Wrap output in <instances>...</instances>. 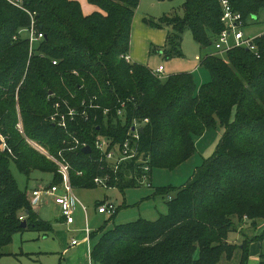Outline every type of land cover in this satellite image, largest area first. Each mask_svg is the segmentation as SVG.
Instances as JSON below:
<instances>
[{
  "label": "trees",
  "instance_id": "trees-1",
  "mask_svg": "<svg viewBox=\"0 0 264 264\" xmlns=\"http://www.w3.org/2000/svg\"><path fill=\"white\" fill-rule=\"evenodd\" d=\"M20 1L35 13L43 38L29 56L23 29L30 17L0 0V134L5 144L0 150V258L15 233L32 230L45 236L50 231V223L33 210L27 192L18 188L10 171L14 164L26 177L38 170L51 173V183L60 181L57 166L27 140L40 142L55 155L61 151L71 166L75 189L94 188L93 178L102 173L95 136L121 140L136 120L142 123L140 157L148 160L150 176L153 168L173 169L191 157L195 137L208 129L218 124L223 134L212 156L182 187L172 192L156 188L155 193L167 198L166 213L155 220L138 218L108 230L99 228L100 237L90 252L92 263L220 264L239 247L246 264L250 244H264V33L254 38L258 56L239 47L223 57L204 56L199 65L208 70L210 80L197 87L191 72L159 77L148 66L125 59L139 0H89L101 9L92 14H84L72 0ZM228 2L245 24L253 17L257 22L264 12V0ZM182 9V15L144 19L151 27L169 29L165 45L151 46L150 53L181 58L186 29L202 48L223 29L220 0H183ZM62 99L78 106L92 100L110 108L106 121L99 109H91L89 120L69 124L68 132L87 143L89 153L81 145L73 149V137L49 121L54 103ZM119 100L125 101L123 118L114 111ZM136 173L130 163L111 186L121 191L139 186ZM232 217L237 222L261 220L263 225L248 243L238 246L228 241L234 230ZM21 218L25 227L20 226ZM257 264H264V250Z\"/></svg>",
  "mask_w": 264,
  "mask_h": 264
},
{
  "label": "rangeland",
  "instance_id": "rangeland-1",
  "mask_svg": "<svg viewBox=\"0 0 264 264\" xmlns=\"http://www.w3.org/2000/svg\"><path fill=\"white\" fill-rule=\"evenodd\" d=\"M78 3L84 14H92L94 12H100L101 9L97 5L90 3L89 0H72ZM183 0H139L138 8L135 12L136 17H142L145 15L146 18H152L157 20L162 15H172L177 13L178 15H182ZM264 18V12L260 15L258 21L255 18L248 24H245L242 27V32L244 36L256 38L264 33V23L262 22ZM141 20V19H140ZM133 24V23H132ZM135 31L139 34V29ZM168 33V28H163ZM136 35V36H138ZM140 45L137 47L139 48ZM181 50L183 53V57L177 59L182 64L181 67H186L194 62L195 55L205 54L208 50H213L212 46L205 47L204 49H200L199 45L193 40L191 32L189 29H186L182 33V43ZM34 52H29V56ZM148 56V54H147ZM151 58L149 59V63L152 66H156L158 64H162V66H166V61L168 59L162 58L161 55L157 53H150ZM220 56H224V53H221ZM173 61V62H175ZM168 63V62H167ZM28 65V62H27ZM197 87L206 83L210 80V74L207 69L200 66L197 67L196 70L191 72ZM165 76V70L164 75ZM51 94V93H49ZM17 101V100H16ZM16 114L18 120V128H22L21 116H20V108L16 103ZM223 129L217 124L216 127H212L205 131L201 136L195 137V153L189 157L186 161L178 165L173 169L168 168H153L151 171L150 182L151 186L147 187L146 185H139L137 187H130L124 189V191L119 190L117 187H102L96 186L94 188H77L75 189V194L80 199V201L86 206L88 212V222L87 225L91 230H97L104 223L103 221L109 217L108 214H97L96 213V203L99 201H112L117 206L118 210L115 213V216L108 221L105 226V230L110 229L114 224L117 223H125L129 221H134L138 218H144L147 220H155L158 218L160 214H164L167 212L166 206V196L155 193L157 187L164 188L168 191L176 190L182 187L188 179L192 176L195 169L201 166L217 148V145L222 137ZM1 135V134H0ZM3 139V137H2ZM28 143L36 149L39 153H41L45 158L51 161L47 155L59 156V152L57 155L50 152L46 146L41 144L35 140H27ZM3 148L0 146V150ZM52 162V161H51ZM55 166H57L54 162H52ZM71 167V166H70ZM11 174L16 182L18 188L22 191L27 192V196L29 195L30 190L34 188L46 187L48 184L52 182V175L49 172L42 171H32L29 177H26L23 173L19 172L14 164L10 165ZM172 195L173 193H169ZM46 198V197H45ZM50 198V197H49ZM123 203V204H122ZM36 208H33L35 211ZM95 210L96 216H91L92 211ZM40 216L45 218V220H49L51 224L57 225L58 221H56L52 214L55 212L52 207L50 208H39ZM75 222L66 228L65 225L60 226V228H64L67 234V238L71 237L78 238L79 235H83V231L81 228L83 227L82 217L80 212L76 210L75 214ZM24 220L23 218H21ZM234 221V230L230 232L228 235V241L237 244L238 246L241 244L248 243L250 238L254 234H258L261 230L260 227L263 225L261 220H258L256 223H251V221L247 218H243L242 221L237 222L236 217H232ZM54 227V226H52ZM68 229V230H67ZM104 230V231H105ZM53 232H49V234L45 237L42 234L32 231L26 230L23 232H17L13 235L12 241L9 245L4 248V252L13 251L15 257L21 259L22 255H20V247L23 244L24 240L28 237H33L37 242H41L44 246H52V239L54 237ZM100 237L96 235L94 239L97 238V241ZM264 250V244L261 245L259 242H256L254 245L249 247V255L246 259V264H257L259 253ZM252 253V254H251ZM254 254V255H253ZM37 255V254H36ZM35 255V256H36ZM49 255H39L36 258V264H40V262ZM51 258V257H50ZM0 264H12L15 261L13 257H1ZM241 250L238 247L230 260H226L225 258H221L220 264H243V258L241 259ZM241 261V262H240Z\"/></svg>",
  "mask_w": 264,
  "mask_h": 264
},
{
  "label": "built area",
  "instance_id": "built-area-1",
  "mask_svg": "<svg viewBox=\"0 0 264 264\" xmlns=\"http://www.w3.org/2000/svg\"><path fill=\"white\" fill-rule=\"evenodd\" d=\"M7 1L26 12L30 17V24L27 28L23 29V31L28 38L29 52L31 53L34 44L43 38V34L36 29L34 19L35 13L30 12L24 7L20 0ZM220 5L223 29L212 39L210 46L214 49V54H225L230 49L239 47L252 51L258 56L254 38L244 36L242 32V27L245 25L242 15L233 9L228 0H220ZM262 22L264 23V18ZM125 59L129 61L128 56H126ZM53 63L55 64L56 61H53ZM152 71L159 77H163L164 75V67L162 65H159ZM118 103L119 106H116L114 110L115 115L123 118L125 101L119 100ZM91 109H99L104 117V121H106V117L110 112L109 107H101L92 100L89 103L83 100L78 106L69 103L66 99H62L61 101H56L54 103L53 112L50 113L48 119L52 124L68 132L70 122H77L78 119L89 120L90 116H92V113L89 111ZM93 118H96V114L93 115ZM146 121L147 119H144L143 122ZM139 128H142V123L134 120L131 126H129L126 135L121 140H118L115 136L101 133L95 136L93 145L98 154L99 170L102 171V173L97 174L93 178L95 185L105 188L115 187L111 186V182H118L119 171L123 170L124 167H128L130 163H132L136 166L137 173L134 177H136L138 184L146 185L147 187L151 186L150 166L147 163L148 160H144L140 157ZM68 135L74 139V145L72 146L73 149L77 148L78 145H81L82 148L88 145L85 142L80 143L72 133L68 132ZM1 147H5L4 141ZM45 154L57 165V173L60 177V181L58 183H50L46 187L30 190L28 195L30 205L32 208H37L41 206L45 197H50L52 202L58 206L60 215L65 224L68 226L72 225L74 223L76 209L81 208L83 212H85V207L75 194V188L71 183V167L61 156V151H59L58 157L48 155L46 152ZM96 211L98 214H108L110 217L116 213L117 206L111 201H103L97 206ZM81 230L84 233V240L88 241L91 229L88 227L86 219ZM71 244H77V240L73 239Z\"/></svg>",
  "mask_w": 264,
  "mask_h": 264
},
{
  "label": "crops",
  "instance_id": "crops-1",
  "mask_svg": "<svg viewBox=\"0 0 264 264\" xmlns=\"http://www.w3.org/2000/svg\"><path fill=\"white\" fill-rule=\"evenodd\" d=\"M140 19H139V17H136L135 15L133 17V22H132L133 24L131 27V36H130V50H129L128 58L130 61L144 64V65L148 66L150 69H155L156 67H158L159 65H162V64L160 63L156 66L150 65L149 59L151 58V56H150L149 51H150L151 46H154L156 48L163 47L166 43L167 33H166V30L163 28H155V27H151L148 24H146L144 22V19H146L145 15L140 17ZM134 26L136 29H139L140 35H138V33L135 31ZM136 35H138V36H136ZM139 45H140V47L137 48ZM200 49H204V48L200 47ZM214 53H215V51L213 49L210 51L208 50L205 54H203V56L195 55L194 62L191 63L190 65L186 66V67H181L182 64L178 61H175V60L180 59V58L168 59L166 61V66H163L164 70H165V75L179 73V72H193V70H196L197 67H199L200 61L204 56H206L208 54H214ZM147 54H148V56H147ZM173 61H175V62H173ZM99 202H103V201H99ZM97 203H96V205H97ZM42 207L43 208L52 207V209L55 211V212H53L52 217L56 221H58L57 225H53V223L51 224V222L49 220H46L50 223V231L49 232L54 231L53 232L54 237L52 239L53 247L48 246V245L44 246L41 242H37V244H35L36 239H34L33 237H28L27 239L24 240L23 244L20 247V255H22L21 259H18L17 257H15V254H17V253H15L11 250L7 251L6 255H4L3 257L15 258V261L12 264H36V262H34V261H36V258H38L39 255H42L43 257L45 255H49L48 256L49 258H46L47 260L43 259L40 262V264H93L91 261L90 252H91L93 245L97 242V238L94 239V237L96 235L100 234V232L98 233V231H97L99 228L97 230H91V233L93 231H95V232H97V234L93 235L92 237H89L88 241L84 240V233L83 232H82L83 235H79L78 238L71 237L70 239H68L67 234L65 232V229L60 228V226L65 225L67 228L71 225L68 226L65 224V222L63 221V218L60 215V211H59L58 206H56L49 197L44 198L41 206L37 207L35 209V211L38 213V216L41 219L45 220V218L40 216L39 208H42ZM84 207H85V212H83V210L81 208L76 209L77 211L80 212L83 225H84L85 219L88 222V215H89L85 205H84ZM95 207L97 208V206H95ZM96 213H97V211H96ZM96 213H95V210L92 211L91 216H96ZM74 218H75V216H74ZM107 219H105L103 221V223H104L102 225L103 227H105L107 225V223H108ZM74 222H75V219H74ZM117 224H119V223H117ZM52 226H54V227H52ZM49 232L45 236H47L49 234ZM45 236H43V237H45ZM73 239L77 240V244H75V245L71 244V241ZM255 243L256 242H252L249 247H251ZM34 257H36V258H34Z\"/></svg>",
  "mask_w": 264,
  "mask_h": 264
},
{
  "label": "water",
  "instance_id": "water-1",
  "mask_svg": "<svg viewBox=\"0 0 264 264\" xmlns=\"http://www.w3.org/2000/svg\"><path fill=\"white\" fill-rule=\"evenodd\" d=\"M254 18H255V17H253V19H254ZM49 93H51V92H49ZM139 132H142V128H139ZM2 144H3V139H2V136L0 135V146H1ZM90 150H91V148H90L89 145L84 146V147L82 148V151H83L84 153H89ZM20 226H21V227H25V226H26V222H25V220H22V221H21Z\"/></svg>",
  "mask_w": 264,
  "mask_h": 264
}]
</instances>
